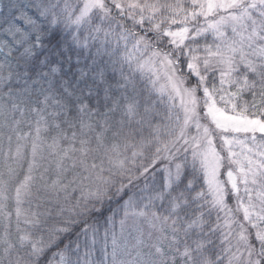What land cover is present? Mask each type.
I'll list each match as a JSON object with an SVG mask.
<instances>
[{"label":"snow or ice","instance_id":"snow-or-ice-1","mask_svg":"<svg viewBox=\"0 0 264 264\" xmlns=\"http://www.w3.org/2000/svg\"><path fill=\"white\" fill-rule=\"evenodd\" d=\"M0 264H264V0H0Z\"/></svg>","mask_w":264,"mask_h":264}]
</instances>
